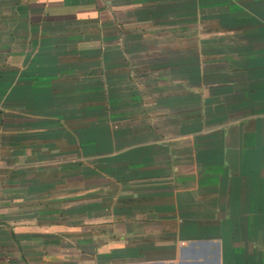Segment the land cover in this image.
Wrapping results in <instances>:
<instances>
[{"label": "crops", "instance_id": "0c3cea01", "mask_svg": "<svg viewBox=\"0 0 264 264\" xmlns=\"http://www.w3.org/2000/svg\"><path fill=\"white\" fill-rule=\"evenodd\" d=\"M0 264H264V0H0Z\"/></svg>", "mask_w": 264, "mask_h": 264}]
</instances>
